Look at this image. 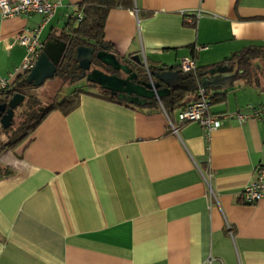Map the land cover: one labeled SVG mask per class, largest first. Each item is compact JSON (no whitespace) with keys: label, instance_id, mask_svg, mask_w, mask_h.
<instances>
[{"label":"crops","instance_id":"obj_1","mask_svg":"<svg viewBox=\"0 0 264 264\" xmlns=\"http://www.w3.org/2000/svg\"><path fill=\"white\" fill-rule=\"evenodd\" d=\"M81 1L61 0L39 41L66 32ZM40 23L36 14L0 16L1 78L13 81L25 54L15 35ZM102 35L106 52L131 68L143 54L147 67L176 69L192 57L203 71L264 48V0H122ZM250 62L259 76V60ZM255 75L206 89L208 112L264 107V79ZM194 100L189 92L182 104ZM148 102L82 94L69 113L50 112L26 141L0 151L8 172L0 177V264H264V195L254 204L241 197L264 161L262 119L173 133L159 103ZM178 111L168 114L174 123ZM207 171L217 205L207 203Z\"/></svg>","mask_w":264,"mask_h":264},{"label":"trees","instance_id":"obj_2","mask_svg":"<svg viewBox=\"0 0 264 264\" xmlns=\"http://www.w3.org/2000/svg\"><path fill=\"white\" fill-rule=\"evenodd\" d=\"M122 0H82L78 8L81 12L79 19L73 18L69 20L64 28L66 32L60 33L57 38L63 42H68V48L66 50L65 56L62 63L56 70L54 78L60 80L61 83L74 82L79 76V70L76 64L73 62L74 50L78 46L92 47L95 51L104 50L111 52V48L108 44L103 42L102 29L106 15L109 10L120 6ZM76 25L73 27V24ZM55 37V36H54ZM252 59L259 60V72L264 79V48H252L250 50H245L241 52H236L231 54L228 58L224 59L221 64H234L237 62L239 71L241 72V78L249 77L252 71L255 72L256 67L250 62ZM93 65H99L95 59L92 60ZM140 68V67H139ZM251 68V69H250ZM157 68L148 67L149 73ZM165 69V68H161ZM140 72L145 77L143 68H140ZM202 71L195 70V75H187L183 79L182 83L186 86L177 85L175 88L171 89L166 97L159 98L158 102L162 110L168 114L175 110H181L186 105L182 104L185 95L189 92H194L197 87V81L199 82V74ZM25 75H17V77L11 82L9 88L0 90V103H7L14 93H20L25 96L23 102L28 105L25 109L21 108L19 111L15 112L13 110L12 118L14 115L18 117H26L23 122L20 123L16 131L13 133H8L11 130V124L7 129L0 128V134L4 133L5 140L0 141V151L5 148H12L17 146L28 139L32 134L34 129L39 125V123L52 111H59L62 114H67L75 108L77 105V99L80 95H92L97 96L100 99L117 103L124 104V102L119 101L114 96H110L107 91H104L94 84H87L83 80L78 87L74 88L68 94L63 96L58 101L51 102L47 107L43 108L41 113L35 110V102L37 101L34 97L24 93L29 89V85L24 82ZM18 80V81H17ZM93 88L99 91V93H92L85 88ZM22 102V103H23ZM21 103V104H22ZM19 104V105H21ZM8 172L0 167V177L6 175Z\"/></svg>","mask_w":264,"mask_h":264},{"label":"water","instance_id":"obj_3","mask_svg":"<svg viewBox=\"0 0 264 264\" xmlns=\"http://www.w3.org/2000/svg\"><path fill=\"white\" fill-rule=\"evenodd\" d=\"M68 42L57 37H51L43 43L41 51L34 60L33 67L25 74L24 82L32 87L41 86L45 81L54 78L59 65L65 56ZM109 68L114 73L106 74L91 67L92 60ZM73 62L81 71L78 80L85 78L91 84L107 91L110 96L128 104L144 105L155 98H163L177 86L178 80L187 77L178 70L168 67L155 69L150 72V82L140 72L139 61L133 59L135 67L119 62L115 56L103 50L95 51L92 47L78 46L74 50ZM88 71L87 74H85ZM116 72H119L118 76ZM241 72L237 62L234 64H215L199 74L202 88L226 89L240 79ZM24 96L14 93L7 103H0V128L7 129L11 124L13 110L23 102Z\"/></svg>","mask_w":264,"mask_h":264},{"label":"built area","instance_id":"obj_4","mask_svg":"<svg viewBox=\"0 0 264 264\" xmlns=\"http://www.w3.org/2000/svg\"><path fill=\"white\" fill-rule=\"evenodd\" d=\"M61 0H0V16L2 18H12L28 14H36L41 16V23L31 30L21 31L15 35L14 40L17 44L24 47L25 54L15 70L17 75L27 74L33 67L35 57L41 51L43 43L39 41V32L41 27L48 22L54 15L55 10L60 6ZM184 16V15H183ZM199 14L185 15V22L193 25ZM80 16H77L79 19ZM200 47H195L193 50H199ZM139 64L142 66L144 73L150 82V73L146 65L143 54L138 56ZM176 70L179 73L195 75V61L192 57L182 58L177 64ZM11 80L0 77V90L10 87ZM158 102V98H155ZM167 125L173 133H176V126H183L189 123H196L203 127L206 133L218 128L221 120L228 117H234L238 123L247 120L262 119L264 127V107H255L250 104L245 105L241 110L223 116L212 115L208 112V96L206 90L200 86L197 81L195 90V100L187 104L183 109L176 114L175 123L163 111ZM264 141V133H263ZM211 173L209 171L201 174V178L207 188V203L217 205V200L214 192L210 187ZM264 195V161L255 169L254 179L241 190V197L244 203L254 204L258 202Z\"/></svg>","mask_w":264,"mask_h":264},{"label":"rangeland","instance_id":"obj_5","mask_svg":"<svg viewBox=\"0 0 264 264\" xmlns=\"http://www.w3.org/2000/svg\"><path fill=\"white\" fill-rule=\"evenodd\" d=\"M258 71V69H256ZM252 75H255V72L252 71ZM260 72L259 76L255 75L252 76L251 79L254 80H259L260 81ZM82 82H80L78 79L74 82H65L61 83L59 79L53 78L51 80H47L43 83V85L34 87L28 92V95L34 97L37 101L35 102V110L38 113H41L42 109L47 107L51 102L53 101H58L61 99L63 96L68 94L70 91H72L74 88L78 87ZM85 88V87H84ZM86 90L92 92V93H99L98 90L93 89V88H85ZM28 107L26 102L22 103L15 109L14 113L19 111L21 108L25 109ZM26 117H18L16 115L13 116L12 118V126L11 130L8 131V133H13L16 131L17 127H19L20 123L23 122ZM5 134L1 133L0 134V141H4Z\"/></svg>","mask_w":264,"mask_h":264},{"label":"flooded vegetation","instance_id":"obj_6","mask_svg":"<svg viewBox=\"0 0 264 264\" xmlns=\"http://www.w3.org/2000/svg\"><path fill=\"white\" fill-rule=\"evenodd\" d=\"M91 67H93V68H96V69H98V70H100V71H102L103 73H106V74H112V73H114L112 70H110L109 68H107V67H105V66H103V65H101V64H99V65H93L92 64V62H91ZM80 71V70H79ZM88 73V71L85 73V74H87ZM80 74H81V71L79 72V76H80ZM116 74L119 76L120 75V73L119 72H116ZM145 78H147L146 77V75H145ZM81 80H83L84 82H87L86 80H85V78H83V79H81ZM87 84H91V83H89V82H87ZM34 87H32L31 85H29V89L27 90V92L25 91L24 93L26 94V93H28L31 89H33ZM24 96V95H23ZM115 98H116V96H114ZM24 98H25V96H24ZM123 102H125V101H123ZM19 106V105H18ZM17 106V107H18ZM16 107V108H17Z\"/></svg>","mask_w":264,"mask_h":264}]
</instances>
